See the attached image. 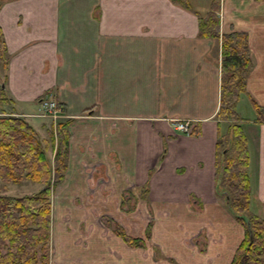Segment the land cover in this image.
<instances>
[{"label": "crops", "instance_id": "1", "mask_svg": "<svg viewBox=\"0 0 264 264\" xmlns=\"http://www.w3.org/2000/svg\"><path fill=\"white\" fill-rule=\"evenodd\" d=\"M187 3L0 0V112L20 115L40 139L69 119L48 264H227L243 237L216 174L227 125L216 116L219 38L198 33L211 0ZM216 14L219 32L245 36L251 65L235 108L244 94L255 110L239 122L248 209L264 217V0H218ZM43 95L56 101L55 118L41 114ZM181 120L190 133L174 127Z\"/></svg>", "mask_w": 264, "mask_h": 264}, {"label": "trees", "instance_id": "2", "mask_svg": "<svg viewBox=\"0 0 264 264\" xmlns=\"http://www.w3.org/2000/svg\"><path fill=\"white\" fill-rule=\"evenodd\" d=\"M170 1L188 6L187 0ZM217 9L218 0H211L208 11L198 19V33L219 38L220 85L216 116L225 119L227 125L215 142L216 174L227 207L244 227V235L227 264H264V217L248 209L246 137L235 108L251 64L244 34L219 32ZM6 65L7 53L0 31V77ZM68 121L55 122L47 136L40 139L20 115L0 112V180L42 182L38 190L29 194L0 193V264H48L50 191L62 179L66 167ZM49 149L50 156L47 155ZM132 241L137 244L138 239Z\"/></svg>", "mask_w": 264, "mask_h": 264}, {"label": "rangeland", "instance_id": "3", "mask_svg": "<svg viewBox=\"0 0 264 264\" xmlns=\"http://www.w3.org/2000/svg\"><path fill=\"white\" fill-rule=\"evenodd\" d=\"M244 94L240 95L239 101H238V108H237V113L238 116H241L243 118H250V116L255 115V110L250 108L247 104L244 103ZM257 111L260 114V110L257 109ZM96 181L94 180L92 182V187L95 186ZM98 185L101 186L100 181L97 179ZM41 187V183L39 182H32L30 180H23L20 182H3L0 180V193L1 194H12V195H22V194H29L31 192H34L38 190ZM97 211H93V214L95 215L96 218H99V220L103 224L104 221H102V218L96 216Z\"/></svg>", "mask_w": 264, "mask_h": 264}, {"label": "built area", "instance_id": "4", "mask_svg": "<svg viewBox=\"0 0 264 264\" xmlns=\"http://www.w3.org/2000/svg\"><path fill=\"white\" fill-rule=\"evenodd\" d=\"M41 114L50 115L52 118H55L60 109L56 105V101L49 95H43L40 99ZM176 129L188 132L190 130V125L187 120L178 121L174 126Z\"/></svg>", "mask_w": 264, "mask_h": 264}]
</instances>
